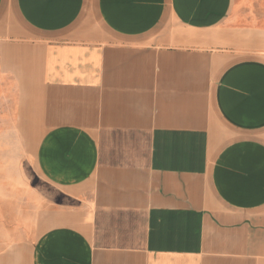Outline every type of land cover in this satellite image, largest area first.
<instances>
[{"label": "crops", "instance_id": "obj_1", "mask_svg": "<svg viewBox=\"0 0 264 264\" xmlns=\"http://www.w3.org/2000/svg\"><path fill=\"white\" fill-rule=\"evenodd\" d=\"M233 17L0 0V98L41 133L3 157L0 264H264L263 37Z\"/></svg>", "mask_w": 264, "mask_h": 264}, {"label": "rangeland", "instance_id": "obj_2", "mask_svg": "<svg viewBox=\"0 0 264 264\" xmlns=\"http://www.w3.org/2000/svg\"><path fill=\"white\" fill-rule=\"evenodd\" d=\"M233 16L236 21L234 26L237 28L251 27L262 31L260 36L263 39L260 37L256 44H250L251 37H242V40L243 48L264 59V0H233ZM15 107V101L0 98V170L3 171V157L7 153L10 152L11 157L13 151L18 153L21 149L17 145H25L27 150L32 151L41 135L38 130V117L23 114L29 110Z\"/></svg>", "mask_w": 264, "mask_h": 264}]
</instances>
